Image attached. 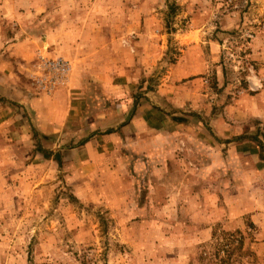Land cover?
I'll return each instance as SVG.
<instances>
[{
    "label": "rangeland",
    "instance_id": "rangeland-1",
    "mask_svg": "<svg viewBox=\"0 0 264 264\" xmlns=\"http://www.w3.org/2000/svg\"><path fill=\"white\" fill-rule=\"evenodd\" d=\"M0 264H264V0H0Z\"/></svg>",
    "mask_w": 264,
    "mask_h": 264
},
{
    "label": "crops",
    "instance_id": "crops-1",
    "mask_svg": "<svg viewBox=\"0 0 264 264\" xmlns=\"http://www.w3.org/2000/svg\"><path fill=\"white\" fill-rule=\"evenodd\" d=\"M77 79H79V76L72 75L70 84H69L67 89L60 90L59 92H57L56 95H53L52 97L43 96V97H39V98H36V99H82V97H80V96H82V90L85 89V87L83 88V86L81 85V81L77 80ZM198 84L199 83H197L196 81H193L191 83V86L193 88L188 93L189 94L188 95L189 96L188 99H193V96H195V94H196V92H197V90L199 88ZM118 91H119V89H115V92H118ZM199 92H197V93H199ZM73 95H75V96H73ZM172 99H175V98H172ZM184 99H186V98H184ZM197 99H199V96L197 97ZM216 135H217V133H216ZM222 146L223 145L220 144L219 149H221ZM210 149H211V146H210Z\"/></svg>",
    "mask_w": 264,
    "mask_h": 264
},
{
    "label": "trees",
    "instance_id": "trees-1",
    "mask_svg": "<svg viewBox=\"0 0 264 264\" xmlns=\"http://www.w3.org/2000/svg\"><path fill=\"white\" fill-rule=\"evenodd\" d=\"M225 247H227V245H225Z\"/></svg>",
    "mask_w": 264,
    "mask_h": 264
}]
</instances>
